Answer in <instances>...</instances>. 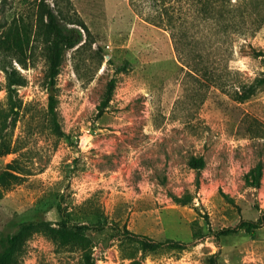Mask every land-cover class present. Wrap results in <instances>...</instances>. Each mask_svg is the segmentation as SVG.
I'll use <instances>...</instances> for the list:
<instances>
[{"label": "rangeland", "instance_id": "rangeland-1", "mask_svg": "<svg viewBox=\"0 0 264 264\" xmlns=\"http://www.w3.org/2000/svg\"><path fill=\"white\" fill-rule=\"evenodd\" d=\"M38 1L0 0L1 109L10 61L1 46L7 34L25 36L22 63L12 60L23 83L8 119L11 150L0 155V171L15 160L22 173L0 199V250L22 222L67 219L86 225L93 264H264V218L250 231L237 226L264 216V85L245 100L231 92L264 72V22L224 33L202 0H44L87 26L50 85ZM246 2L252 10L255 0ZM198 54L202 69L191 72L181 58ZM190 154L204 167L191 168ZM129 232L183 248L143 252L145 238ZM16 264L82 263L79 251L34 233Z\"/></svg>", "mask_w": 264, "mask_h": 264}, {"label": "trees", "instance_id": "trees-1", "mask_svg": "<svg viewBox=\"0 0 264 264\" xmlns=\"http://www.w3.org/2000/svg\"><path fill=\"white\" fill-rule=\"evenodd\" d=\"M253 5L251 10L246 0H202L203 11H205L213 19L215 26L221 27L224 33L232 30L245 33L246 31L255 32L260 28L264 22V0H255L250 2ZM255 14H254V13ZM255 15L254 18H250ZM36 21L40 24L42 31V39L44 42V50L46 56V79L50 85L55 84V79L59 73L61 64L64 60L65 53L68 49L79 44L83 38V30L87 31V26L76 17L61 16L60 12H56L53 6L44 0H39L37 3V18ZM235 22L239 28H236ZM171 28V36L175 42L177 49V30L176 24H169ZM244 27V28H243ZM9 27L5 32L11 31ZM242 30V31H241ZM23 38L17 34H7L1 46V49L10 56L8 65H3L2 68L6 73V92L7 101L6 107L0 108V155H5L11 150L10 139L7 134V127L9 125V117L17 112L19 106L15 98V86L23 83V77L18 73L12 64V60L22 63L17 54L22 52ZM228 44H231L233 38L225 39ZM260 51H256L255 55H260ZM181 63L188 66L189 71H200L202 69L196 67L198 63L203 62L201 54L191 57L192 62L181 58ZM197 63V64H196ZM128 61L123 60L121 64L116 67V71L126 70ZM199 66V65H198ZM200 67V66H199ZM212 77V76H211ZM213 82L217 81V76H213ZM264 85V72L261 75L253 77L250 81H242L234 86L232 95L237 100H245L255 93L256 90ZM115 86V78L111 77L106 85L102 98L97 105L98 113H100L108 104L111 98L112 91ZM56 99L54 95L48 96L47 111L50 118L51 126L54 132L60 133L61 128L57 120L55 110ZM12 160L4 166L0 171V199L3 196V191L7 189L12 183L20 179L22 168L14 165ZM187 164L194 169H201L205 165V159L202 155L190 154L187 158ZM258 184V183H257ZM181 203H186L187 200H179ZM263 217L257 218L255 221H241L237 226L244 227L246 231L257 227L262 221ZM86 225L82 222H68L67 219L59 222H52L47 219H36L22 222L18 228L7 237L6 242L0 250V264H16L19 255L23 252L24 245L27 239L34 233H41L51 239L59 246L68 247L79 251L80 261L82 264H93L94 260L91 255V239L86 232ZM133 237H144L140 241V249L143 252L155 251L159 248L181 249L183 243L178 240L165 239L156 241L147 236L129 232Z\"/></svg>", "mask_w": 264, "mask_h": 264}]
</instances>
